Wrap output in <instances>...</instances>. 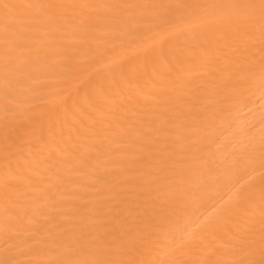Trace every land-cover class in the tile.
I'll return each mask as SVG.
<instances>
[{
    "label": "snow or ice",
    "instance_id": "6c2138e0",
    "mask_svg": "<svg viewBox=\"0 0 264 264\" xmlns=\"http://www.w3.org/2000/svg\"><path fill=\"white\" fill-rule=\"evenodd\" d=\"M122 26L163 34L137 49L163 106L122 58L102 65L107 87L84 82L101 100L84 139L43 140L64 97L47 93L34 112L27 95L47 73L74 75V59ZM257 97L259 140L242 136L239 156L264 169V0H0V264H264V171L213 198L238 161L222 173L208 159L219 123ZM117 99L125 111L107 119L103 102ZM89 140L105 149L94 163ZM53 197L79 203L44 214Z\"/></svg>",
    "mask_w": 264,
    "mask_h": 264
},
{
    "label": "bare ground",
    "instance_id": "6f19581e",
    "mask_svg": "<svg viewBox=\"0 0 264 264\" xmlns=\"http://www.w3.org/2000/svg\"><path fill=\"white\" fill-rule=\"evenodd\" d=\"M12 2H15V0H12ZM138 2H154V0H138ZM122 31H127V26L101 32L92 41L91 51L85 52L84 55L77 56L74 59V75L64 76L55 72L47 73L42 77L41 83L36 87L35 92L27 95L26 103L30 106V110L34 112L40 111L42 100L47 93L64 97L63 104L49 110L50 120L45 121L42 129L43 140L55 139L60 142L61 137H63V140L67 141L68 145L75 147L77 141L84 139V137L77 135V130L84 131L86 125L91 123L93 118L98 119L96 113L90 114V106L101 103L96 91L84 82L91 78L96 83H103L107 87L106 77L108 74L104 71L102 65L122 58L125 59L123 65L125 69L134 64L138 73L141 74L138 78L130 77L132 83L141 87L144 93L149 95L150 103H159L163 106L162 96L159 100L151 99V95L159 91V89L152 86L151 65L147 64L142 58L137 57L138 48L163 40V34L157 29H137L135 31H127V34L121 39L120 33ZM81 51H83V46H81ZM163 51L167 52V44L163 45ZM116 78L117 80L120 79L119 76ZM133 91L132 86L128 85L124 94L129 95ZM212 99L214 100L215 98L213 97ZM103 103L107 109L105 112L107 119L121 116L125 111V106L120 104L119 99L111 107H109L108 101ZM259 105L260 99L257 97L254 105L249 104L246 107L234 106L230 110L227 119L219 123L216 129V143L212 146L208 159L210 161L215 160L214 167L218 168L222 173L224 169L231 166L233 160H237L239 171L232 177L222 176V179L213 185L211 189L213 198L226 194L229 188L235 187L241 181H246L249 177L255 176L258 182L260 173L264 171L260 167L258 157L249 164L239 156L242 136L254 137L257 142L259 140ZM127 114L129 118L133 115L130 105L127 106ZM70 136L71 139L69 138ZM91 145L92 142L90 140L87 144H81V151H84L89 163H94L97 156L103 158L102 154L105 149L103 146L96 148ZM34 147H38V145ZM61 147H65L62 142ZM43 175L47 177L44 183H49L55 179L47 171ZM57 190L64 191V186L58 185ZM79 191H88L89 196L91 195L89 189L81 188ZM76 203H79V201L67 197L63 199L53 197L49 200L48 206L43 209V213L55 216L57 210L67 211ZM37 221L42 228L53 223L50 220L48 224H45L44 215L39 216ZM52 230L55 231V228L53 227ZM27 243L28 241L24 240V244ZM20 246L23 247V244ZM2 247V236H0V248Z\"/></svg>",
    "mask_w": 264,
    "mask_h": 264
}]
</instances>
